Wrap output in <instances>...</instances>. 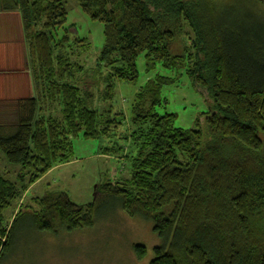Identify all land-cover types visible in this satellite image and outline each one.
I'll use <instances>...</instances> for the list:
<instances>
[{"label":"trees","instance_id":"trees-1","mask_svg":"<svg viewBox=\"0 0 264 264\" xmlns=\"http://www.w3.org/2000/svg\"><path fill=\"white\" fill-rule=\"evenodd\" d=\"M104 25L105 44L94 74L111 102L114 81L135 83L137 61L185 70L208 102L196 126H175L155 108L174 79L156 76L131 105V175L98 194L132 218L153 224L162 241L150 264H264V7L260 0H76ZM0 12H19L37 96L18 117L0 125V154L20 166L16 182L0 176V264L11 252L14 227L30 217L40 232L92 227L98 203H73L67 194L33 198L39 210L5 212L53 168L74 156L73 139H110L120 112L93 109L87 73L69 58L64 0H0ZM191 45L175 55L186 32ZM80 42V41H78ZM101 72V73H100ZM96 88V87H95ZM97 92V91H96ZM128 137H125L127 139ZM114 150L106 149L105 152ZM138 259L145 248L134 246Z\"/></svg>","mask_w":264,"mask_h":264},{"label":"rangeland","instance_id":"rangeland-1","mask_svg":"<svg viewBox=\"0 0 264 264\" xmlns=\"http://www.w3.org/2000/svg\"><path fill=\"white\" fill-rule=\"evenodd\" d=\"M260 1L264 7V0ZM64 3L68 13L65 28L71 37L67 49L69 58L87 73L85 85L95 96L93 109L106 112L113 108L122 115L119 119L123 124L110 139L86 140L82 135L73 139L72 160L53 168L29 189L21 201L5 212L10 224L27 206L32 211L39 210L33 198H41L49 192H62L77 205L97 201L94 225L72 232L57 227L54 233H47L37 230L30 217H24L14 227L11 252L2 264H150L156 256L155 248L163 245L153 232V224L128 216L120 206L114 207L110 201L103 200L97 191L104 184L130 178L131 157L135 155L129 140L134 132L130 109L135 95L149 80L158 75L174 79V83L163 88V103L155 108V113L175 115L177 128H195L197 119L201 120L202 114L209 111V105L185 70H169L158 63L150 71L144 55L137 61L138 80L135 83L114 81L113 99L111 102L102 101L105 86L98 78L105 76L106 68L100 67L101 75L94 72L98 70V58L105 44L104 25L90 19L76 0H64ZM184 32L174 44L175 55L182 54L184 47L191 45L192 33L186 28ZM106 149L114 151L106 153ZM19 174L20 166L9 164L0 154V176L16 182ZM134 246L145 248L143 259L137 258Z\"/></svg>","mask_w":264,"mask_h":264},{"label":"crops","instance_id":"crops-1","mask_svg":"<svg viewBox=\"0 0 264 264\" xmlns=\"http://www.w3.org/2000/svg\"><path fill=\"white\" fill-rule=\"evenodd\" d=\"M37 93L21 15L0 12V125L17 118L20 106Z\"/></svg>","mask_w":264,"mask_h":264},{"label":"water","instance_id":"water-1","mask_svg":"<svg viewBox=\"0 0 264 264\" xmlns=\"http://www.w3.org/2000/svg\"><path fill=\"white\" fill-rule=\"evenodd\" d=\"M97 189V187L95 188V190ZM96 196V195H95Z\"/></svg>","mask_w":264,"mask_h":264}]
</instances>
